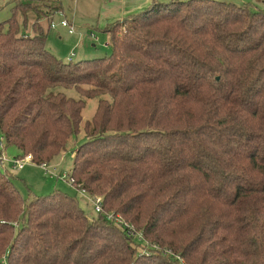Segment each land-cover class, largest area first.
<instances>
[{
  "label": "trees",
  "instance_id": "trees-1",
  "mask_svg": "<svg viewBox=\"0 0 264 264\" xmlns=\"http://www.w3.org/2000/svg\"><path fill=\"white\" fill-rule=\"evenodd\" d=\"M53 2L0 22V153L49 164L100 98L70 176L103 213L24 198L1 168L0 264H264V10L154 1L105 29L109 56L74 64L46 48Z\"/></svg>",
  "mask_w": 264,
  "mask_h": 264
},
{
  "label": "rangeland",
  "instance_id": "rangeland-1",
  "mask_svg": "<svg viewBox=\"0 0 264 264\" xmlns=\"http://www.w3.org/2000/svg\"><path fill=\"white\" fill-rule=\"evenodd\" d=\"M16 0H0V22L6 21L12 16L13 2ZM25 1H48V0H25ZM56 1V0H52ZM64 6V11L53 16L55 28H50L46 38L47 50L57 59L69 63V58L74 55L73 63L85 60H98L111 54L109 42L110 36L103 32L99 22H104L103 12L107 9L113 10L112 14H122L125 9L132 8L138 0H125L119 4L110 3L108 0H59ZM162 4H169L172 0H150ZM185 1V0H177ZM226 3L237 5H249L258 10H264V0H221ZM53 2V3H54ZM120 13V14H119ZM68 21L75 27V32L69 33L68 28L62 27V22ZM108 22L112 21L106 20ZM44 23V22H43ZM42 23V24H43ZM45 24V23H44ZM103 25V24H101ZM45 26V25H44ZM94 36L95 38H93ZM66 96L74 99H83L76 89L58 88ZM86 106L82 112V126L78 135L73 136L66 146L65 152L49 162V166L54 170L55 175L60 177H50L45 173L40 165L32 163L29 159H23L25 167L23 170L14 168L13 162L17 159L18 151L15 148H8L0 157H4L5 171H8L13 184L19 189L24 198L34 196L44 197L56 191L65 193L76 198L80 203L87 217L91 220L96 217L95 205L87 197L81 194L67 180L61 179L64 174H70L73 169L75 151L78 146L85 141L84 126L91 121L100 98L84 99ZM0 174L2 171L0 170Z\"/></svg>",
  "mask_w": 264,
  "mask_h": 264
},
{
  "label": "built area",
  "instance_id": "built-area-1",
  "mask_svg": "<svg viewBox=\"0 0 264 264\" xmlns=\"http://www.w3.org/2000/svg\"><path fill=\"white\" fill-rule=\"evenodd\" d=\"M51 27L52 28H55L56 26L53 24V22H52V24H51ZM62 27H64V28H68L69 29V33H73V32H75V27L72 25V24H70L68 21H63L62 22ZM94 37V36H93ZM74 56V55H73ZM73 56H71V57H73ZM2 145V144H1ZM0 147H3V146H0ZM25 159H29L31 162H32V160H31V158L30 157H26V158H24V160ZM4 161H5V159H4V157H0V168H2V169H4L5 170V167H4ZM4 163V164H3ZM13 165H14V168H16V169H18V170H22V169H24V167H25V162L23 161V159L22 160H20V159H16L15 160V162H13ZM41 166V168L45 171V173L47 174V175H49L50 177H53V178H57V179H60V177H58V176H56L55 175V172H54V170L49 166V164L48 163H43V164H41L40 165ZM61 179H64V180H68L71 184L73 183V181H72V179H71V176H70V174H64L62 177H61ZM81 194L83 195V196H85V197H87L91 202H93L94 203V205H95V213H97V214H101V213H103V208H102V202H103V197L102 196H100V195H94V196H90L88 193H86L85 191H81ZM108 220H111V221H114L115 223H117V224H120V225H122L125 229H127L128 230V234H133V229H131L132 227H130L127 223H125L124 221H122L121 220V218H119V217H115L114 218V216L113 215H109L108 216ZM141 234L139 235V239H141Z\"/></svg>",
  "mask_w": 264,
  "mask_h": 264
},
{
  "label": "crops",
  "instance_id": "crops-1",
  "mask_svg": "<svg viewBox=\"0 0 264 264\" xmlns=\"http://www.w3.org/2000/svg\"><path fill=\"white\" fill-rule=\"evenodd\" d=\"M107 1V0H106ZM110 3H116V4H119L121 1H125V0H108ZM151 3H152V1H150V0H138L136 3H135V5L133 4L132 5V8L130 7L129 9L127 8V9H125L124 11H123V13L122 14H120V15H118V13L116 14V15H113L112 14V12H113V10H108L107 11V9L103 12V16H104V14H105V16H104V18L105 19H102V20H104V22H99L98 24H100V26H101V28H102V31L103 32H106L105 31V29L108 27V26H110V25H112V24H114L115 22H117V21H122L123 19H125V18H127V17H129L130 15H133V14H137V13H140V12H142V11H144V10H146L147 8H149L150 6H151ZM63 5V4H62ZM63 11H64V6H63ZM62 11V12H63ZM112 20V21H110V22H108V21H106V20ZM101 24H103V25H101ZM107 33V32H106ZM109 35V34H108ZM93 37V36H92ZM93 38H95V37H93ZM106 45L108 46L109 45V42L108 43H106ZM74 57V56H73ZM1 169V168H0ZM23 170V169H22Z\"/></svg>",
  "mask_w": 264,
  "mask_h": 264
}]
</instances>
